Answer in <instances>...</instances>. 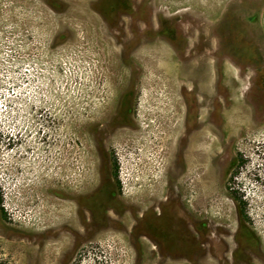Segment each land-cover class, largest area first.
Instances as JSON below:
<instances>
[{"label":"rangeland","instance_id":"obj_1","mask_svg":"<svg viewBox=\"0 0 264 264\" xmlns=\"http://www.w3.org/2000/svg\"><path fill=\"white\" fill-rule=\"evenodd\" d=\"M0 193V264H264V0H0Z\"/></svg>","mask_w":264,"mask_h":264},{"label":"trees","instance_id":"obj_2","mask_svg":"<svg viewBox=\"0 0 264 264\" xmlns=\"http://www.w3.org/2000/svg\"><path fill=\"white\" fill-rule=\"evenodd\" d=\"M237 155H238L237 156V160H238L237 167H241L244 164V158H243V155L241 154V152H239ZM113 168H114V175L117 178L118 177V168L119 167H118V162L116 160V157H113ZM236 199L238 200L239 204L242 205L241 211L243 212L244 211V209H243V207H244L243 201L240 198H238L237 196H236ZM0 205H2V196H1V193H0ZM1 264H9V263L7 261H4V262H1Z\"/></svg>","mask_w":264,"mask_h":264}]
</instances>
